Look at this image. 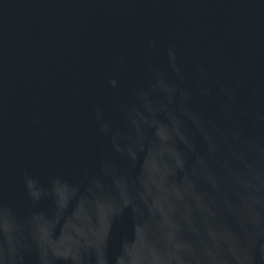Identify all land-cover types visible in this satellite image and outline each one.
I'll use <instances>...</instances> for the list:
<instances>
[{"label": "water", "instance_id": "obj_1", "mask_svg": "<svg viewBox=\"0 0 264 264\" xmlns=\"http://www.w3.org/2000/svg\"><path fill=\"white\" fill-rule=\"evenodd\" d=\"M0 264H264V0H0Z\"/></svg>", "mask_w": 264, "mask_h": 264}]
</instances>
